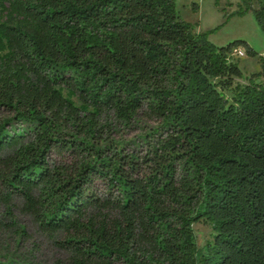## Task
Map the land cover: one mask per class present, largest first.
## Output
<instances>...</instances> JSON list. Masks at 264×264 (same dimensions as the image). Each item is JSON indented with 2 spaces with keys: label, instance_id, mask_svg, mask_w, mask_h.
<instances>
[{
  "label": "trees",
  "instance_id": "trees-1",
  "mask_svg": "<svg viewBox=\"0 0 264 264\" xmlns=\"http://www.w3.org/2000/svg\"><path fill=\"white\" fill-rule=\"evenodd\" d=\"M220 11L196 32L177 0H0L1 237L30 236L18 209L51 264H264V56L208 39L249 12L264 35V1ZM237 48L260 70L244 77ZM109 112L165 136L118 150Z\"/></svg>",
  "mask_w": 264,
  "mask_h": 264
},
{
  "label": "rangeland",
  "instance_id": "rangeland-1",
  "mask_svg": "<svg viewBox=\"0 0 264 264\" xmlns=\"http://www.w3.org/2000/svg\"><path fill=\"white\" fill-rule=\"evenodd\" d=\"M214 1L199 2L195 0L201 7L199 14L192 13L191 0H177V8L185 21L194 23L198 19L200 21L199 28L196 30L205 32L222 24V12L220 11L222 7H226L229 13L236 9V7L226 6L225 0H220V6L216 7ZM234 2L235 0H232L231 4ZM241 36L246 38L249 44L264 56V35L258 28L251 12L230 18L225 25L210 33L208 39L216 46H223ZM238 61L244 77L260 70L256 58L245 54L239 57ZM236 82L243 83V80L236 79ZM76 105L79 103L76 102ZM102 123L107 124L102 133V143H113L115 148L123 149L129 154L138 152L143 155L148 148L147 142H152L153 139L159 138L161 135L165 136L161 129L155 133V129L159 128L160 124L149 118L146 113L140 114L135 121L127 125L115 118L112 112H109L102 119ZM68 155L69 153H66L64 157H61L52 153L49 158L51 166L60 164L62 160L70 162L71 159ZM95 189L98 193L105 190L100 182H96ZM15 214L19 222L26 226L30 236L20 241L15 236H0V264H51L54 255L53 248L42 237L34 233V228L28 217L18 209ZM192 228L199 247H203L207 241L212 240L213 232L207 223L203 221L195 223Z\"/></svg>",
  "mask_w": 264,
  "mask_h": 264
},
{
  "label": "crops",
  "instance_id": "crops-1",
  "mask_svg": "<svg viewBox=\"0 0 264 264\" xmlns=\"http://www.w3.org/2000/svg\"><path fill=\"white\" fill-rule=\"evenodd\" d=\"M225 2H226V0H225ZM230 3H232V0H230ZM237 3H238V0H235V2L232 4V7H236V4ZM194 4L196 5V10H197L196 12H193V10H192V7H194ZM220 4H221V2L219 0V6H220ZM222 8H226V7H222ZM200 10H201V7L195 2V0H191V11H192V13L193 14H199ZM226 10H227V8H226ZM222 19H223V13H222ZM199 22L200 21L198 19L196 21H194L193 24H197V27L196 28H199ZM190 23H192V22H190ZM196 32H199V31L196 30ZM237 39H244V40H246L248 42V40L246 38L242 37V36L241 37H237ZM250 46H252V45H250Z\"/></svg>",
  "mask_w": 264,
  "mask_h": 264
},
{
  "label": "built area",
  "instance_id": "built-area-1",
  "mask_svg": "<svg viewBox=\"0 0 264 264\" xmlns=\"http://www.w3.org/2000/svg\"><path fill=\"white\" fill-rule=\"evenodd\" d=\"M199 2H204V1H207V0H198ZM245 55V51L241 48H237L233 51L232 53V57L235 58V59H238L239 57H242Z\"/></svg>",
  "mask_w": 264,
  "mask_h": 264
}]
</instances>
